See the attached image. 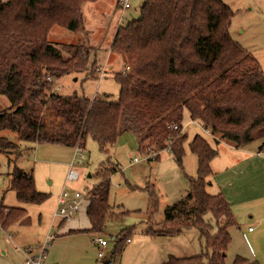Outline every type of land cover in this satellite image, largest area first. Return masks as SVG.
Wrapping results in <instances>:
<instances>
[{
    "label": "trees",
    "instance_id": "1",
    "mask_svg": "<svg viewBox=\"0 0 264 264\" xmlns=\"http://www.w3.org/2000/svg\"><path fill=\"white\" fill-rule=\"evenodd\" d=\"M98 1L0 0V95L11 103L0 111V134L11 131L22 142L74 148L84 147L91 137L105 148L133 131L140 136L141 148L151 150L155 159L169 149L181 165L187 113L210 132L214 144L199 134L189 143L198 159L197 178L186 197L165 209L163 225L172 228L171 234L198 228L205 252L171 256L164 264H227L231 229L238 222L225 195L207 191L209 178L215 176L211 163L221 141L242 148L262 139L264 151L260 62L231 36L234 13L224 1L146 0L140 19L120 26L111 46L125 65L124 72L114 75L120 83L118 101L109 96H61L55 82L71 73L89 77L96 72L98 56L83 40L58 44L48 36L55 26L78 35L85 32L83 8ZM0 152L15 154L16 163L26 151L0 136ZM10 176L21 203L40 205L48 200V194L37 191L33 176L16 164ZM110 188V177H104L91 190L88 232L102 233L110 220L126 214L113 212ZM208 214L214 226L206 221ZM18 222L31 223L26 209L0 202V228L7 230ZM75 232L81 231H71ZM118 238L116 253L122 247ZM235 264L260 263L237 256Z\"/></svg>",
    "mask_w": 264,
    "mask_h": 264
},
{
    "label": "rangeland",
    "instance_id": "2",
    "mask_svg": "<svg viewBox=\"0 0 264 264\" xmlns=\"http://www.w3.org/2000/svg\"><path fill=\"white\" fill-rule=\"evenodd\" d=\"M123 1L99 0L85 4V32L82 34L60 26L51 30L48 39L52 43L78 44L83 40L98 52L96 72L89 77L84 73L63 76L55 82L58 94L64 97L85 96L91 100L109 96L110 100L118 101L120 83L114 75L124 72L125 65L109 51L112 33L116 26H126L140 19L146 0H128L129 9H124ZM222 1L234 13L231 36L258 59L264 71V0ZM10 106L9 99L0 95V111ZM184 131L187 140L181 165L169 149L155 159L157 155L141 148L140 136L133 131L123 134L116 144L105 148L91 137H87L84 147L74 148L45 142L36 145L22 142L11 131L0 134L26 151L16 163L15 154L0 152V202L8 207L26 209L31 218L28 225L18 222L7 230L0 228V264H24V251L28 249L32 250L30 254L37 256L44 252L43 264H164L171 256L185 258L204 253L205 244L198 228L190 227L179 234H171L169 230L172 228L163 225L165 209L186 197L191 181L197 178L198 159L191 153L189 143L195 135H207L201 124L192 121L188 114L185 115ZM260 142L262 139H257L247 146L256 151L255 146ZM228 151L232 150L229 148ZM226 155L221 157L226 158ZM75 158L74 166L81 178L68 183L70 164ZM15 164L33 176L37 191L49 195L47 201L36 205L18 200L11 187L10 176ZM104 177L111 180L109 202L113 212L126 214L118 220H110L107 228L99 234L88 232L90 222L86 209L71 221L61 223L55 213L62 191H79L86 195ZM214 177L209 178L212 183L208 187V192H214L213 195L217 192ZM211 218L208 214L205 219L214 226ZM68 227L81 232L70 234ZM212 232H216L215 228ZM112 235L121 237L118 245L122 247L117 253ZM99 237L109 242L104 259L98 256L100 249L96 240ZM128 239L131 242L127 244ZM241 244L242 239L237 238L236 243L229 246L227 264H235L237 255L245 256L235 250Z\"/></svg>",
    "mask_w": 264,
    "mask_h": 264
},
{
    "label": "crops",
    "instance_id": "3",
    "mask_svg": "<svg viewBox=\"0 0 264 264\" xmlns=\"http://www.w3.org/2000/svg\"><path fill=\"white\" fill-rule=\"evenodd\" d=\"M118 28L119 26H116L112 33L109 47L111 55H114L111 52V46ZM115 56L121 60L120 56ZM111 69H114V66ZM205 131L207 135L204 137L212 143L213 137L209 131ZM221 144L223 146L220 148ZM260 144L255 146L257 148L255 151L250 150L251 147L247 145L235 148L221 141L217 147L218 156L212 161L211 168L215 174L213 182L217 186L216 194L223 193L225 195L238 222V226L231 229V236H233L230 245L233 246L237 238H240V241L242 239L243 244L235 248L237 253L245 255L244 258L248 257L246 258L248 260H257L260 264H264V156L260 155ZM229 148L232 150L231 152L228 151ZM222 154H227L226 158L221 157ZM210 181L212 183V180ZM68 231L71 234V231L78 230L68 227Z\"/></svg>",
    "mask_w": 264,
    "mask_h": 264
},
{
    "label": "built area",
    "instance_id": "4",
    "mask_svg": "<svg viewBox=\"0 0 264 264\" xmlns=\"http://www.w3.org/2000/svg\"><path fill=\"white\" fill-rule=\"evenodd\" d=\"M123 2H124L123 3L124 9H129L130 8L129 1L124 0ZM129 69H130L129 67L126 68L127 71ZM57 90H58V88H56V91ZM173 129L177 130L178 128H177V126H175ZM148 151H151V150L148 149ZM260 155L264 156V151H260ZM75 160H76V158L70 164V170H69V173L67 176L68 183L77 182L81 178L80 172L74 166ZM135 161L137 162L138 160L135 159ZM90 194H91L90 192H87L86 195H83L79 191H74L73 193H70L69 191L64 189L58 198L57 209H56L55 215L60 218L61 222L71 221L73 218H75L79 213H81L85 209L86 204H88L90 201ZM118 239L119 238L116 235H112V237H111V240L116 242V243H117ZM96 242H97L99 249H100L98 256L100 259H104L105 258L104 251L108 247L109 242L104 240L101 237H99L96 240ZM130 242H131V240L128 239L127 243H130ZM31 252H32V250H30V249L24 251V254H25L24 264H43L44 263V260H45L44 252H42V254L38 255V256L30 254Z\"/></svg>",
    "mask_w": 264,
    "mask_h": 264
}]
</instances>
